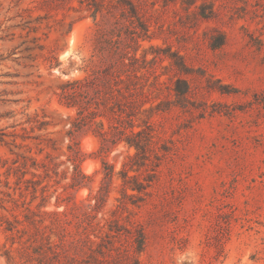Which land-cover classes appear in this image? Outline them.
Instances as JSON below:
<instances>
[{"label": "rangeland", "instance_id": "374dc122", "mask_svg": "<svg viewBox=\"0 0 264 264\" xmlns=\"http://www.w3.org/2000/svg\"><path fill=\"white\" fill-rule=\"evenodd\" d=\"M165 1L142 6L152 35L136 53L137 67H145L137 71L145 107L173 100L176 73L167 59L144 65V50L147 62L156 56L150 46L184 56L194 70L187 79L195 107L154 113L153 147L165 154L158 179L144 202L120 209L118 173L134 149L121 143L100 153L90 132L70 136L74 111L56 95L65 81L85 75L96 31L112 21L105 10L94 19L88 0H0V129L7 134L0 143V264H126L118 253L139 264H264V0H199L213 3L217 16L196 25L179 0ZM218 32L225 43L213 49ZM208 79L236 92H209ZM32 115L48 125L23 141ZM39 135L48 146L33 139ZM69 147L78 151L77 162ZM30 157L48 164V177L31 167ZM103 160L115 176L97 211L88 205L102 183ZM75 163L90 179L71 189ZM147 173L141 169L140 178ZM115 220L127 229L141 225V253L125 229L106 238Z\"/></svg>", "mask_w": 264, "mask_h": 264}, {"label": "trees", "instance_id": "16d2710c", "mask_svg": "<svg viewBox=\"0 0 264 264\" xmlns=\"http://www.w3.org/2000/svg\"><path fill=\"white\" fill-rule=\"evenodd\" d=\"M88 1L87 10L91 12L94 19L98 13L105 10L112 22L107 27H101L96 31L94 50L91 60L85 65V75L61 84L56 92L57 103L61 107L74 111L68 131L70 136L79 132H90L100 141V153H106L110 148L121 143L128 149H134L133 155L128 157L129 161L124 165L126 168L118 173L122 182L121 197L117 200L118 208L124 209L127 201L135 206L144 202L150 194L149 188L158 179L156 169L160 166L165 154L159 155L153 147L156 142L154 140L156 138L155 129L151 122L154 113L169 111L173 107L183 110L195 107L193 89L187 79L193 75L194 70L186 64L183 55L172 52L169 48L160 49L150 46L149 48L154 50L156 56L149 62L145 60L146 51L144 50V55L141 57L144 65L167 59L169 66L176 72L171 86L173 100L165 99L155 105L145 107L149 99L144 93L145 82H142L144 77L137 75L138 69L145 67H137L139 58L136 53L141 48L142 41H150L152 38L148 19L142 12V6L146 5L147 0ZM80 2L83 3V1ZM179 2L194 25L201 20H213L217 16L211 2H199V0H179ZM117 10L118 13H116ZM218 37L219 41L211 45V48L216 49L225 43L223 32H218ZM206 82V89L209 92L217 91L222 95L236 92L235 88L220 84L219 80L208 79ZM202 111L204 112L205 108ZM26 123L30 127L29 131L26 128L21 129L23 134L20 138L23 141L31 138L30 133L44 131L48 125L38 115L27 116ZM5 137L7 134L0 129V143H4ZM33 139L39 140L40 145L48 146L49 144V140L43 139L42 135L33 137ZM15 147L20 149L26 146L15 144ZM160 149L159 151H167L164 147ZM69 150L72 152L70 159L77 162L78 151L72 147H69ZM39 152H42V149H39ZM49 157L46 155L45 159L50 160ZM152 157L156 162L150 166L151 173H147L146 168ZM25 160L31 162L32 168L43 169L45 177H48L47 163L39 162L33 157ZM22 167L25 168L26 163L22 164ZM101 169L102 183L92 196L93 205H88V208L97 211L105 206L115 176L113 167L104 160L101 163ZM141 169H145L147 173L143 178H140ZM129 171H134L135 174L130 176ZM25 173L26 171L22 172V174ZM89 179L80 172L78 164L75 163L68 187L79 188L84 186ZM112 223L115 225L108 228L106 238H112L111 233H118L125 229L128 234L132 235L135 252L139 254L143 251L146 238L141 225L127 229L119 225L116 220ZM58 254L56 252L55 256L57 257ZM7 257L11 259L10 256ZM116 258H122L126 264H139L137 258L127 253H118Z\"/></svg>", "mask_w": 264, "mask_h": 264}, {"label": "bare ground", "instance_id": "6f19581e", "mask_svg": "<svg viewBox=\"0 0 264 264\" xmlns=\"http://www.w3.org/2000/svg\"><path fill=\"white\" fill-rule=\"evenodd\" d=\"M84 144H86V143L84 142ZM87 146H89V145L87 144ZM84 147H85V146H84ZM85 149H86V148H85ZM87 150H88V149H87ZM87 163H88V162H86V163L83 165V171L86 172V173H88V172L90 171V168H91V167L89 166L90 164L88 165ZM89 173H90V172H89Z\"/></svg>", "mask_w": 264, "mask_h": 264}]
</instances>
